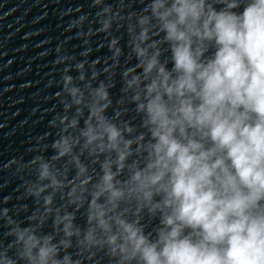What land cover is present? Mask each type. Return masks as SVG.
Instances as JSON below:
<instances>
[{
    "label": "clouds",
    "instance_id": "clouds-1",
    "mask_svg": "<svg viewBox=\"0 0 264 264\" xmlns=\"http://www.w3.org/2000/svg\"><path fill=\"white\" fill-rule=\"evenodd\" d=\"M92 5L111 55L0 168V264H264V0Z\"/></svg>",
    "mask_w": 264,
    "mask_h": 264
},
{
    "label": "water",
    "instance_id": "water-1",
    "mask_svg": "<svg viewBox=\"0 0 264 264\" xmlns=\"http://www.w3.org/2000/svg\"><path fill=\"white\" fill-rule=\"evenodd\" d=\"M170 66V65H169Z\"/></svg>",
    "mask_w": 264,
    "mask_h": 264
}]
</instances>
